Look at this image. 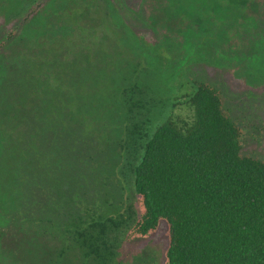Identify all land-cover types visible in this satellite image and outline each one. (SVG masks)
<instances>
[{
    "label": "trees",
    "instance_id": "1",
    "mask_svg": "<svg viewBox=\"0 0 264 264\" xmlns=\"http://www.w3.org/2000/svg\"><path fill=\"white\" fill-rule=\"evenodd\" d=\"M13 1L5 19H23L25 32L6 29L0 40V250L49 264L48 236L73 220L85 259L105 264L122 242L150 238L165 222L163 264H264V159L242 153L222 91L183 84L171 110L152 117L145 91L156 71L91 44L104 27L143 57L144 39L125 16L130 0ZM54 21L76 30L49 38ZM181 100L191 116L172 112ZM112 159L136 198L122 222L101 214L107 182L89 171Z\"/></svg>",
    "mask_w": 264,
    "mask_h": 264
},
{
    "label": "rangeland",
    "instance_id": "2",
    "mask_svg": "<svg viewBox=\"0 0 264 264\" xmlns=\"http://www.w3.org/2000/svg\"><path fill=\"white\" fill-rule=\"evenodd\" d=\"M66 4L64 2L61 7L66 8ZM128 7L126 19L144 39L143 57L137 55L134 47L128 46L125 36L122 37L125 46L134 54L119 45L115 36L104 27H99L97 40L91 44L96 48L95 44L103 41L106 50L115 52L116 57L119 53L124 54L137 68L152 73L156 71L158 78L155 77V83H149L152 91H145L147 99L153 100L154 113L150 115H166L175 99L181 98L183 84L191 86L193 82H209L222 91L226 108L243 130L242 153L264 159V0H130ZM14 9L13 0H0V40L6 29L9 32L17 30L20 35L25 32L23 19H5L6 13L11 14ZM135 9L140 11L135 13L139 18L134 16ZM53 24L55 27L49 38L72 34L76 30L72 25L64 27L59 21ZM155 58L160 62L157 63ZM146 112L144 109L143 113ZM172 112L182 117L192 114L184 100ZM113 140L108 139L109 142ZM108 146L104 143L102 151L110 152ZM111 147V151L118 153L116 144ZM112 161L119 164L117 169H112L113 163L109 164V161L102 168L98 164L100 161L92 162L89 171L92 178L107 182L100 191L103 196L101 214L122 222L128 219V208L131 203L135 206L136 198L131 188L126 187L130 180L124 182L127 173H123V164H117L116 159ZM69 224L66 233L56 229L48 236L49 264H100L91 258L85 259L86 249L70 231H74L75 222L72 220ZM166 232L167 225L162 222L150 238L122 242L115 261L105 264H163L169 245ZM0 264L25 262L0 250Z\"/></svg>",
    "mask_w": 264,
    "mask_h": 264
}]
</instances>
